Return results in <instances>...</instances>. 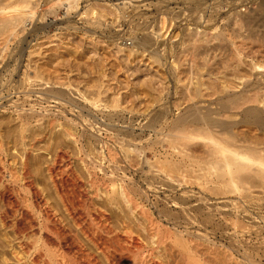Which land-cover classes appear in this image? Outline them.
<instances>
[{"label": "rangeland", "instance_id": "rangeland-1", "mask_svg": "<svg viewBox=\"0 0 264 264\" xmlns=\"http://www.w3.org/2000/svg\"><path fill=\"white\" fill-rule=\"evenodd\" d=\"M12 1L0 0V28L11 23L0 32V124L8 130L0 142V194L15 207L8 211L7 226L0 224L3 264H36L32 254L47 233L46 223L51 224L46 215L55 223L41 196L22 178L21 124L6 109L20 100L17 91L26 82V70L49 76L47 84L62 87L65 97L85 87L100 90L104 102L124 108L106 111L119 116L112 123L134 135L152 134L145 124L159 111L165 136L189 135L186 148L212 162L223 158L208 144L212 133L226 155L264 154V126L256 121L264 116V0L15 2L20 6ZM79 95L86 100L87 94ZM89 109L104 120L101 112ZM51 140L36 142L31 174L68 223L43 169ZM63 142L69 150L64 161H72L80 175L75 145ZM97 150L90 151L97 155ZM221 197L223 215L238 212L242 224L235 232L229 219L213 220L215 242L202 254L207 264H227L229 254L239 264H264V179L253 176ZM217 200L212 194L214 213ZM14 220L21 222L20 234L12 230Z\"/></svg>", "mask_w": 264, "mask_h": 264}, {"label": "bare ground", "instance_id": "bare-ground-1", "mask_svg": "<svg viewBox=\"0 0 264 264\" xmlns=\"http://www.w3.org/2000/svg\"><path fill=\"white\" fill-rule=\"evenodd\" d=\"M10 26V22H5L0 32ZM25 78L17 91L20 100L7 101L10 106L6 109L21 124L18 142L22 178L55 217V223L49 214L45 217L51 224L46 223L47 233L32 254L34 263L207 264L202 254L215 242L213 220L229 219L235 232L241 227L238 212L229 218L223 215L225 202L221 196L243 187L253 176L264 179L263 153L226 155L225 146L212 133L207 136L208 144L218 148L223 156L212 162L209 156L186 148L189 135L165 136L159 111L145 124L152 134L134 135L128 127L112 123L119 116L106 111L124 108L117 102H104L100 90L88 92L85 87L77 95L65 97L66 91L48 85L50 77L41 71L26 70ZM79 94H87L86 100H80ZM89 108L101 112L104 120ZM256 121L264 126V116H257ZM7 133L6 126L0 124L1 146ZM49 137L52 140L43 169L68 223L31 174L36 142L47 143ZM64 140L77 149L80 175L72 161H64V153L69 151ZM10 142L8 135L6 152ZM163 143H167L166 148ZM90 148L98 149L97 155ZM243 159L246 162H241ZM236 169H245L248 174L236 176ZM212 194L219 199L216 213ZM8 211L15 212V207L0 194L2 228L7 226ZM11 224L12 230L20 234L21 222L14 220ZM5 260L2 251L0 264ZM226 260L227 264H239L232 254Z\"/></svg>", "mask_w": 264, "mask_h": 264}]
</instances>
